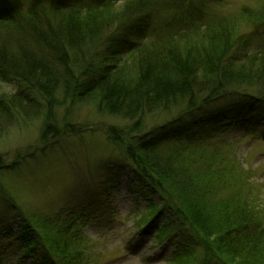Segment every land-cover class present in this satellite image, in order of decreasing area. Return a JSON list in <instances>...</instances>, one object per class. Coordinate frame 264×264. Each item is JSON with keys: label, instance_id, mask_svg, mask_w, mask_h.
Here are the masks:
<instances>
[{"label": "trees", "instance_id": "16d2710c", "mask_svg": "<svg viewBox=\"0 0 264 264\" xmlns=\"http://www.w3.org/2000/svg\"><path fill=\"white\" fill-rule=\"evenodd\" d=\"M115 2L124 4L121 12L105 14ZM136 8L138 23L121 29L124 37L103 38L117 16L126 21ZM163 14L168 19L163 26L175 30L161 33L156 24ZM192 24L196 31H187ZM227 27L210 23L193 0H29L27 6L0 0V82L16 87L0 97V137L32 117L42 122L43 141L83 132L56 116L61 110L71 117L79 106L119 118L126 126L102 130L133 168L137 193L146 199L156 194L177 207V223H170L179 233L171 264H249L247 250L256 256L252 262L258 254L263 258L262 217L249 203L247 178L236 168L218 185L232 195L223 203L210 199L218 177L208 168L207 178H197L196 164L225 157L192 153L231 128L250 133L264 127V38L253 45L249 38L255 39V32L245 40ZM219 103L220 112H210ZM173 112L158 134L140 131L147 116ZM166 144L176 147L171 158L160 152ZM16 165L0 164V172ZM153 212L157 217L161 211ZM89 216L86 211L65 218L18 216V235L8 230L0 238L17 235L6 249L21 248L34 256L33 264H88L81 225ZM157 238L166 244L174 235L160 231Z\"/></svg>", "mask_w": 264, "mask_h": 264}, {"label": "rangeland", "instance_id": "374dc122", "mask_svg": "<svg viewBox=\"0 0 264 264\" xmlns=\"http://www.w3.org/2000/svg\"><path fill=\"white\" fill-rule=\"evenodd\" d=\"M21 2L27 6L29 0ZM123 5L115 2L105 10V14L120 13ZM193 6L201 9L210 23L224 22L228 25V32L245 40L253 35L259 23L264 22V0H193ZM138 11L139 8L130 11L128 14L131 17L126 21L117 16L103 38L108 40L112 36L111 39L118 40L119 37H124L125 32L120 30L138 23ZM165 19L166 15H161V21L156 24L161 27V33L175 30L163 26L168 21ZM262 24L258 28L259 34L255 32V39L249 38L253 45L262 39L259 36L264 38V23ZM195 26L196 24H192L186 30L196 31ZM126 38L133 42L130 37ZM104 48L103 51L106 50ZM252 89V92L257 91ZM14 91L15 86L0 82V97L13 94ZM221 106L222 103L215 104L209 110L220 112ZM174 115L173 112L171 115L147 116L140 131L158 134V126L165 123L168 125ZM56 116L60 124L72 125L75 129L84 131L76 134L66 132L53 141H43L40 139L42 122L32 117L28 121L18 120L0 137V164L4 167L18 164L12 170L3 169L0 172V234L10 230L12 235H18L22 225L20 218H16L18 216L43 219L58 215L65 218L71 213L77 215L86 211L91 216L81 225V231L86 250L83 259H87L88 264H171L170 261L177 255L174 252L179 236L170 225L172 221L178 220L176 205L168 200L160 201L156 194L147 199L139 196L137 190L140 183L133 168L119 150L106 140L102 130L107 126L123 127L126 123L119 118L101 116L89 107L80 106L74 109L71 117H65L61 110L56 111ZM175 150L176 147L166 144L161 147L160 152L171 158ZM192 151L193 155L200 156L223 153L225 158L220 162L213 161L211 165L201 159L196 164L197 178H207L208 168L216 174L218 181L215 187L221 185V181L238 168L251 187L247 195L249 203L255 208L257 216L262 217L261 227H264L263 124L256 126L250 133L231 128L206 148H192ZM224 183L227 187L230 184ZM143 191L149 193L147 189ZM230 195L231 190L218 187V191L209 198H219L220 203H223ZM151 203L155 207H151ZM155 210L161 211L157 217L152 214ZM151 219L154 221L150 228L144 227ZM160 231L167 232L168 236L174 235L173 240L160 244L157 240ZM17 235H8L9 238L5 241L0 238L1 264L34 263V256L26 254L21 248L13 246L6 249ZM262 238L261 248L264 253V234ZM247 253L248 250L245 253L247 259L245 256L243 258L249 264H264V254L263 258H259L261 256L258 254L252 262L251 258L256 256Z\"/></svg>", "mask_w": 264, "mask_h": 264}]
</instances>
